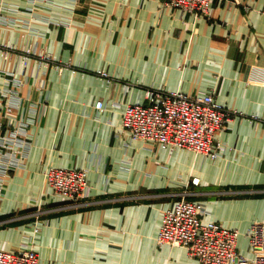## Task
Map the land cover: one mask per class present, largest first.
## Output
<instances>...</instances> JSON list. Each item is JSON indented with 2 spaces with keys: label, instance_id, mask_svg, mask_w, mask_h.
Wrapping results in <instances>:
<instances>
[{
  "label": "crops",
  "instance_id": "crops-1",
  "mask_svg": "<svg viewBox=\"0 0 264 264\" xmlns=\"http://www.w3.org/2000/svg\"><path fill=\"white\" fill-rule=\"evenodd\" d=\"M3 1L0 43L45 48L56 63L23 66L0 48L2 132L27 129L13 158L0 146V248L33 238L39 264H198L156 241L164 210L187 192L206 219L239 228L238 251L251 256L245 232L264 220V0H214L207 15L163 0ZM149 87L212 91L241 111L218 132L219 157L132 139L123 111ZM51 166L88 170L82 205L56 195Z\"/></svg>",
  "mask_w": 264,
  "mask_h": 264
},
{
  "label": "built area",
  "instance_id": "built-area-1",
  "mask_svg": "<svg viewBox=\"0 0 264 264\" xmlns=\"http://www.w3.org/2000/svg\"><path fill=\"white\" fill-rule=\"evenodd\" d=\"M2 1L0 6H3ZM163 1L167 7L201 15L209 14L214 2ZM228 1L234 4L242 3V0ZM0 16H4L1 11ZM0 22L9 25L11 21L0 17ZM51 22L56 23L57 20ZM0 48L5 58H11L13 52L20 53L23 66L28 64L31 57L38 58L44 66L56 63L52 54L45 53L46 50L42 48H18L14 43H0ZM40 58L44 61H40ZM64 66L66 65L63 63L59 65L60 68ZM98 73L109 77L106 71L99 70ZM96 107L104 109V101L99 99ZM242 115L238 109L227 107L218 101L212 91L187 93L176 89L149 87L143 101L126 105L122 126L132 139L151 141L164 148H186L215 159L225 147L223 141L218 138V132L225 129L231 120ZM252 118L259 117L254 115ZM25 134V128H16L9 134H4L0 123V146L10 150L7 159L13 158L16 151H19L16 144ZM3 168L7 171L9 166L3 165ZM45 177L56 195L67 201L70 207L82 205L88 196V170L85 168L51 166L45 170ZM2 182L3 178L0 180V186ZM192 182L199 184L200 178L193 177ZM186 193L183 192L179 199L164 210L162 225L156 235L158 244L168 243L185 247L188 254L197 259L198 264H264V220L254 221L245 232L252 253L247 256L238 251V241L242 234L240 229L217 220L206 219L207 209L204 203L187 197ZM43 213V209L37 211L40 217ZM45 222L40 219L36 226L37 231ZM33 241L32 238V244ZM32 244L18 249L0 248V264H39V254Z\"/></svg>",
  "mask_w": 264,
  "mask_h": 264
},
{
  "label": "rangeland",
  "instance_id": "rangeland-1",
  "mask_svg": "<svg viewBox=\"0 0 264 264\" xmlns=\"http://www.w3.org/2000/svg\"><path fill=\"white\" fill-rule=\"evenodd\" d=\"M2 2H4V1H2ZM5 4V3H4ZM6 8H7V6H5V10H6ZM25 46H23V47H21V48H24ZM34 48H37V47H34ZM39 49H41V48H39ZM42 49H45V48H42ZM46 50V49H45ZM47 51V50H46ZM46 51H44L45 53H50L49 51L48 52H46ZM13 53H15V52H13ZM35 53L38 55V53H37V51H35ZM37 55H34V56H37ZM40 61H44V59L43 58H40ZM22 63V62H21ZM42 63V62H41ZM60 69H62V68H60ZM100 75V74H99Z\"/></svg>",
  "mask_w": 264,
  "mask_h": 264
}]
</instances>
